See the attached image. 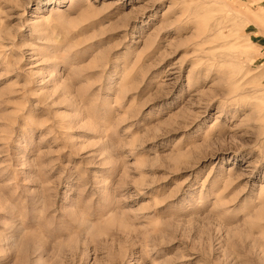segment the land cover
<instances>
[{"label":"rangeland","instance_id":"obj_1","mask_svg":"<svg viewBox=\"0 0 264 264\" xmlns=\"http://www.w3.org/2000/svg\"><path fill=\"white\" fill-rule=\"evenodd\" d=\"M0 264H264V0H0Z\"/></svg>","mask_w":264,"mask_h":264}]
</instances>
